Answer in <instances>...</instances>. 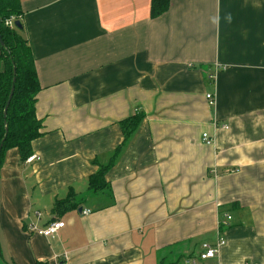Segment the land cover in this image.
Instances as JSON below:
<instances>
[{
    "label": "crops",
    "instance_id": "0c3cea01",
    "mask_svg": "<svg viewBox=\"0 0 264 264\" xmlns=\"http://www.w3.org/2000/svg\"><path fill=\"white\" fill-rule=\"evenodd\" d=\"M21 9L42 128L38 160L13 148L0 168V264H182L218 234L221 264H264V0H170L155 19L150 0ZM137 113L109 189L91 194L123 142L118 123ZM70 193L85 202L54 214ZM54 221L53 237L31 230Z\"/></svg>",
    "mask_w": 264,
    "mask_h": 264
},
{
    "label": "trees",
    "instance_id": "16d2710c",
    "mask_svg": "<svg viewBox=\"0 0 264 264\" xmlns=\"http://www.w3.org/2000/svg\"><path fill=\"white\" fill-rule=\"evenodd\" d=\"M169 5L170 0H150V18L155 19L166 13ZM21 15V0H0V40L3 43V46H0V60L3 64V70L0 71V144L2 143L0 168L6 152L13 148L18 150L20 161L25 162L32 155V142L41 136L42 123L35 113L36 97L40 91V85L31 50L27 40L22 36ZM9 18L14 19V28L10 29L5 25V21ZM15 22H19L21 28H16ZM13 78H15L14 92L4 117ZM209 81L212 83L211 77ZM143 118V115L137 113L118 123L122 131L123 142L114 151L107 165L99 166L98 171L89 178L91 194H100L109 189L105 175L113 167L119 151L138 129ZM5 126H7V133ZM84 202L85 197L70 193L66 199L56 201L52 211L54 214L61 215L64 212L78 209ZM223 228L224 226L221 225L220 233ZM201 246L202 244L196 252L185 257L182 264H186V261L191 259L196 260ZM180 260L181 258L178 257L163 255L159 257V264H178Z\"/></svg>",
    "mask_w": 264,
    "mask_h": 264
},
{
    "label": "built area",
    "instance_id": "2783aa9c",
    "mask_svg": "<svg viewBox=\"0 0 264 264\" xmlns=\"http://www.w3.org/2000/svg\"><path fill=\"white\" fill-rule=\"evenodd\" d=\"M5 25L7 27L14 28V19L9 18L8 20L5 21ZM205 100L208 103L209 106H214L215 105V97L211 93H207L205 95ZM216 126V124H214ZM221 129H227V126L225 124L220 126ZM202 143L207 146L211 147L213 146V139L210 135L207 133H203L201 136ZM34 160H38L36 156L31 155L25 162L26 163H31ZM90 212L88 210L83 211L82 214L88 215ZM225 221H220L218 223V232L220 229L221 225H225V222H228L231 220L230 216H225ZM64 226V223L61 221H54L49 223L45 228L43 229H37L36 227H32L31 230L34 231L36 234L43 236L45 238H50L53 237L60 229H62ZM220 233V232H219ZM226 244V241L224 237L220 234H218L217 239L213 243H203L201 246V251L197 255L196 260H188L186 261V264H204L207 261L211 260H216L215 264H221L218 261L219 253L222 249V247Z\"/></svg>",
    "mask_w": 264,
    "mask_h": 264
},
{
    "label": "water",
    "instance_id": "95a60500",
    "mask_svg": "<svg viewBox=\"0 0 264 264\" xmlns=\"http://www.w3.org/2000/svg\"><path fill=\"white\" fill-rule=\"evenodd\" d=\"M15 27L16 28H21V25L19 22H15ZM0 46L2 47L3 46V43L2 41L0 40ZM15 74V73H14ZM14 82H15V78L12 79V86H11V89H10V93H9V97H8V101L6 103V106H5V109H4V117L6 116V111L8 109V105L10 103V100L13 96V92H14ZM5 132L7 133V126H5ZM3 142V141H2ZM1 148H2V143L0 144V151H1ZM80 211V210H79Z\"/></svg>",
    "mask_w": 264,
    "mask_h": 264
},
{
    "label": "rangeland",
    "instance_id": "374dc122",
    "mask_svg": "<svg viewBox=\"0 0 264 264\" xmlns=\"http://www.w3.org/2000/svg\"><path fill=\"white\" fill-rule=\"evenodd\" d=\"M0 62H1V60H0ZM2 63V62H1ZM3 65V64H2ZM2 70H3V68H2ZM211 78H213V76H211ZM220 127V126H219Z\"/></svg>",
    "mask_w": 264,
    "mask_h": 264
}]
</instances>
